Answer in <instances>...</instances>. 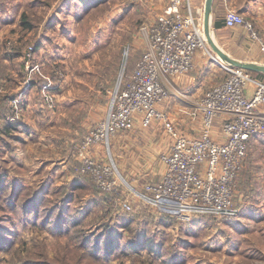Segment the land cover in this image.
<instances>
[{"label":"rangeland","instance_id":"rangeland-1","mask_svg":"<svg viewBox=\"0 0 264 264\" xmlns=\"http://www.w3.org/2000/svg\"><path fill=\"white\" fill-rule=\"evenodd\" d=\"M161 1L0 0V88L14 96L8 107L23 120L10 135L0 133V264H264V135L251 140L237 177L238 214L187 223L162 220L137 196L164 170L161 154L173 139L161 122L138 121L111 137L109 147L97 144L99 159L118 178L111 192L78 159L84 136L105 118L115 88L142 57L144 26L161 12ZM24 14L29 28L20 23ZM204 57L208 80H225L227 71ZM68 83L71 95L58 103L57 86ZM104 85L105 103L93 91ZM86 114L90 128L71 134L69 118ZM171 115L183 124L182 114ZM88 193L101 204L90 198L86 208ZM95 236L115 250L99 252ZM144 237L148 248L140 250Z\"/></svg>","mask_w":264,"mask_h":264},{"label":"built area","instance_id":"built-area-1","mask_svg":"<svg viewBox=\"0 0 264 264\" xmlns=\"http://www.w3.org/2000/svg\"><path fill=\"white\" fill-rule=\"evenodd\" d=\"M225 23L244 26L257 40L264 54V40L239 11L228 8ZM146 48L133 73L115 88L105 118L91 128L78 146L82 169L97 186L111 192L118 186L114 167L92 154V147L110 146L120 130L132 129L138 117L148 126L161 122L172 136L170 150L161 154L165 166L162 178L145 185L137 196L157 214L180 222L197 217H233L239 208L234 187L246 159L250 139L264 133V81L241 67L230 66L213 55L204 31L202 15L194 11L191 0H170L150 25L144 26ZM211 56L228 73L222 82L208 89L199 102L202 127L199 136L182 134L171 116L159 105L168 99L167 82L173 76L188 74L195 53ZM255 90L246 94L248 84ZM217 118H222L224 142L213 138ZM124 210H131L127 199L116 198Z\"/></svg>","mask_w":264,"mask_h":264},{"label":"crops","instance_id":"crops-1","mask_svg":"<svg viewBox=\"0 0 264 264\" xmlns=\"http://www.w3.org/2000/svg\"><path fill=\"white\" fill-rule=\"evenodd\" d=\"M169 2L170 0H164L163 2L161 1V7H166ZM191 2L194 11L202 15L204 21L207 0H191ZM228 8H233L242 13V15L253 25V27L258 31L259 35L264 40V0H214L212 5L213 27L217 43L233 58L244 62L264 64V54L260 49V45L256 41H251L252 38L250 37L246 28L241 25L233 27L226 25L225 14ZM207 61H209V58L205 60L204 53L198 50L194 55L193 68L191 71L185 75L173 76L167 82V86L170 88L171 92H180L182 95H184V97L182 98L180 96L176 97L169 95L168 99L159 105L160 109L164 110L171 116L177 129L182 134L187 136L200 135L203 112L199 102L208 89L220 83L212 82L210 79L208 80V71L211 68L206 65ZM249 71L254 78L259 80L264 79V72ZM257 73H261L262 76L259 77ZM69 89V83L65 86L64 84L57 86L56 99L58 103H60V101L62 103L65 97H70L71 91H69ZM107 90V86L104 85L103 87H94L93 91L94 94L97 95L98 100H102L105 103ZM254 90L255 85L250 83L246 88V94L251 96ZM61 112L62 110L59 111V113ZM260 112L264 114V104L260 106ZM171 114H182L183 117L181 121L183 124L177 123L176 119ZM196 114H201V116L197 117ZM57 115V118L63 116V114ZM89 115L90 114H86L82 119L75 118L74 121L69 116V121H71V123H69L71 127V134L77 132L76 127H79V129L84 128V130L85 128H90L91 118ZM99 117L102 118L101 115L97 118L99 119ZM138 121L141 123L140 117L137 118L136 122ZM222 123L223 119L217 118L213 127V138L216 142H224L226 139L225 135L222 133ZM255 135H264V133H258ZM255 135L251 138V140L256 137ZM250 143L251 141L249 144ZM100 147V145H95L91 150L92 154L98 159L101 156ZM164 170L162 171L163 173ZM163 173L161 174L160 178H158V180L162 178Z\"/></svg>","mask_w":264,"mask_h":264},{"label":"trees","instance_id":"trees-1","mask_svg":"<svg viewBox=\"0 0 264 264\" xmlns=\"http://www.w3.org/2000/svg\"><path fill=\"white\" fill-rule=\"evenodd\" d=\"M92 6H94V5H92ZM20 23H21V25L24 28H29L31 26V21H29V19H27V15L26 14H24L23 16H21ZM13 50H14V52H19V48H17V47H14ZM257 75L259 77L262 76L261 73H257ZM127 79H128V77L127 78H122L120 87L123 86V84L126 82ZM10 99H15V98H14V96H9L8 94L3 93L2 90H1V88H0V124H1L0 125V131H1L0 133L6 134V135H10V132L13 129H18V128L21 127V125H23V120H22L21 116L19 114L18 115L15 114L17 111L15 113H13V112H11V109L8 107V101ZM250 141H251V139H250ZM248 148H249V146H248ZM247 154H248V151H247ZM246 158H247V156H246ZM241 171H240V173H241ZM241 177L242 178L240 179V181L242 183L245 182V179H243L245 177V172L242 173V176ZM90 195H91L90 193L86 194V208L89 205L87 201L90 198L92 199L91 201L94 202V205L95 204H101L100 201L96 200V198L94 196L89 197ZM159 215L162 216V218H161L162 220L165 218V219H170V220L177 221L176 219L170 218L167 215H164V214H159ZM162 220H161V222H163ZM127 225L128 224L125 223L124 226H127ZM91 239H90L91 241L94 240V243L96 244L95 247L99 250V252L101 250L104 251V249L109 250L110 249L109 247H111L112 249L115 250V243L113 244L112 241H110V240H107L105 238H100L98 240L97 236H95V239H94V237H91ZM91 241H89V239H88L87 242H91ZM148 244H149V241H148L147 237H144L143 240L139 243V245L137 247H139L140 250L141 249H144L145 250V249L148 248ZM116 248H117V245H116Z\"/></svg>","mask_w":264,"mask_h":264},{"label":"water","instance_id":"water-1","mask_svg":"<svg viewBox=\"0 0 264 264\" xmlns=\"http://www.w3.org/2000/svg\"><path fill=\"white\" fill-rule=\"evenodd\" d=\"M214 0H207L204 13V31L211 48L217 52L219 59L230 66L241 67L246 70L264 72V64L244 62L230 56L216 41L212 19V5Z\"/></svg>","mask_w":264,"mask_h":264}]
</instances>
